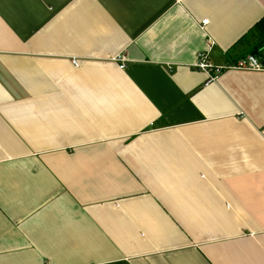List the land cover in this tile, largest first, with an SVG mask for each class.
I'll list each match as a JSON object with an SVG mask.
<instances>
[{
	"label": "crops",
	"instance_id": "obj_1",
	"mask_svg": "<svg viewBox=\"0 0 264 264\" xmlns=\"http://www.w3.org/2000/svg\"><path fill=\"white\" fill-rule=\"evenodd\" d=\"M263 17L0 0V264H264V70L192 66L234 63Z\"/></svg>",
	"mask_w": 264,
	"mask_h": 264
},
{
	"label": "built area",
	"instance_id": "obj_2",
	"mask_svg": "<svg viewBox=\"0 0 264 264\" xmlns=\"http://www.w3.org/2000/svg\"><path fill=\"white\" fill-rule=\"evenodd\" d=\"M207 21H208L207 19L201 20L202 26L205 25ZM208 51H209V46H206V48L199 50L196 53V58L192 66L206 73L209 80L216 79L218 74L223 69L226 68H233L239 70H256V71L264 70V66H262L259 60L252 54H247L245 56L239 57L231 65H216L209 60ZM120 60H121L120 67H123L126 59L124 57H121Z\"/></svg>",
	"mask_w": 264,
	"mask_h": 264
},
{
	"label": "rangeland",
	"instance_id": "obj_3",
	"mask_svg": "<svg viewBox=\"0 0 264 264\" xmlns=\"http://www.w3.org/2000/svg\"><path fill=\"white\" fill-rule=\"evenodd\" d=\"M259 39H260V36L256 35L255 33H252L251 35H249V37H247V40L249 41L248 43L250 44L246 48V51L242 56H245L247 54H252L259 60L261 65L264 66V46L262 45L260 46Z\"/></svg>",
	"mask_w": 264,
	"mask_h": 264
},
{
	"label": "trees",
	"instance_id": "obj_4",
	"mask_svg": "<svg viewBox=\"0 0 264 264\" xmlns=\"http://www.w3.org/2000/svg\"><path fill=\"white\" fill-rule=\"evenodd\" d=\"M248 33L249 34H247L244 38H247L252 33H255L256 35L260 36L259 39L260 46L261 45L264 46V17L260 21H258L257 24Z\"/></svg>",
	"mask_w": 264,
	"mask_h": 264
}]
</instances>
